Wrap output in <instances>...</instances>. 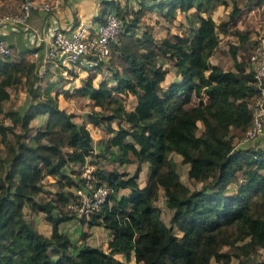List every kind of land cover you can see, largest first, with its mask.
<instances>
[{"label":"trees","instance_id":"16d2710c","mask_svg":"<svg viewBox=\"0 0 264 264\" xmlns=\"http://www.w3.org/2000/svg\"><path fill=\"white\" fill-rule=\"evenodd\" d=\"M215 2L228 5L226 0L155 2L152 6L164 10L168 21L176 10L187 13L195 8L192 33L168 31L160 40L149 25L137 32L145 7L125 16L126 8L116 2L123 30L112 42L106 64L93 68L108 69L115 85L104 78L95 86L87 76L73 89L72 94L88 96L99 108L81 123L51 95L36 100L25 114L5 109L10 87L30 85L31 77L38 78L34 62L0 59V115L9 120L0 119L6 148V154H0V264H228L231 256L248 258L264 246V147L236 146L251 124V101L257 93L253 70L240 60L238 43L230 40L224 54L233 60L231 69L209 60L221 33L239 40L246 34L222 27L242 9L231 0V9L216 22L210 14L203 15ZM102 3L111 6L112 1ZM160 58L170 61L180 76V82L167 89L159 86V76L169 72ZM61 94L72 95L68 90ZM128 95L136 97L131 109L125 107ZM39 115L46 116L44 123L27 137L30 121ZM197 121L203 125L200 133ZM86 123L113 131L104 139L106 147L118 149L119 163H136L132 174L89 163L94 146ZM172 152L189 165L187 176L202 182L199 188L191 189L181 180ZM87 163L94 166L91 180L105 184L109 194L97 212L78 218L65 206L73 196L72 186L82 181L78 167ZM142 163H147V179L139 187ZM44 175L55 178L56 198L43 188ZM232 181H237L236 188L229 192ZM123 188L130 192L119 194ZM160 189L171 210L170 226L155 205ZM25 207L45 214L51 223L49 237L25 220ZM74 218L103 226L111 236L108 250L73 245L58 226ZM225 246L231 251L223 250ZM118 253L124 261L115 256ZM131 253L134 262H129Z\"/></svg>","mask_w":264,"mask_h":264},{"label":"crops","instance_id":"0c3cea01","mask_svg":"<svg viewBox=\"0 0 264 264\" xmlns=\"http://www.w3.org/2000/svg\"><path fill=\"white\" fill-rule=\"evenodd\" d=\"M35 1L41 2V1H47V0H35ZM101 1H103V0H64V2L57 9H55L54 11H52L48 14L44 13L42 10H40L38 8L33 7L31 9L29 15L26 17L25 24H20V25H16V26H12V27L4 26L1 28V33L3 34V37L6 39L7 43L13 48V51H15V52H18V53L28 52V51H31L32 48H34L33 50L37 51V55H36V57H34L33 55H30V59L35 60L39 64V66H42L46 63L43 61L44 60V42L39 41L37 39V36L38 35H48L49 32H52L55 29H63V28H66L68 26H73V25L77 24L79 21H83L88 25H94L96 22H98L102 19L101 18L102 14H103L102 7L104 6V4ZM106 1H115L121 7L128 8L130 11L135 10L136 8H135V6H133V4H137V0H106ZM138 1H142L141 3H143V5H145V6H147V7H145V9L143 11L142 16L144 17V15L147 13L148 15H150V17H152V21L150 23L147 22V25H150L152 27V35L154 36V38L156 40H160L161 38H163L168 31L171 33L187 32V30L190 26L189 18L191 17V13L195 12V8H191L189 10V12H187V13L176 10L175 18L172 21H168L162 15L164 10H160L156 6H152L155 2H163L166 0H138ZM226 1L228 2V5L230 7L228 5L224 6L222 4L216 3V6L214 7L213 12H216L217 15L214 17L213 15L210 14L211 17L216 22H220V20H222V18L224 16V14L227 13L231 9V3H230L231 0H226ZM236 2L242 9L240 12L241 15L239 14L237 16V18L239 16H241V17H239L238 19L236 18L233 21V23L236 24V27L241 28V27H244V25H242V23L243 24L248 23L247 27L252 29V31L254 30V32L250 33L251 36H252V34L256 35L257 33H260V36L263 35L264 34V1H262L261 4L259 5L261 8H259L256 5H253V6L249 7V9L245 8L244 10L242 7V5H245L244 2H242L240 0H236ZM20 6L21 5L19 3H14V4L12 3L10 6V9L12 12H18L20 10ZM140 6H141V4L138 5V7H140ZM256 9H258V10H256ZM260 9H263V12H260ZM142 16H141V18H143ZM245 16L248 17L247 21L241 22L242 18ZM141 23L142 22L139 21V24H141ZM193 27H196V22H194ZM141 28H144V26H142ZM251 36H250V39H252V37H253V36L252 37ZM227 37L234 39L235 41L231 40L233 43H238V41H239V38L235 35H231V34H224L223 35L221 33L219 35L220 39H219L217 49L209 57V60L211 63L218 64V65L222 66L223 69H231V66H232V65H227V67L226 66L224 67L222 65L223 58L231 57L229 54H227V55L224 54L228 50V45L226 44V38ZM222 41L224 42V45H221ZM237 58H239L238 55H237ZM48 63L49 62H47L46 64L48 65ZM173 69L174 70H171V71H175V78L177 79L174 82H180V76L176 74L175 67H173ZM105 70H106L105 74L107 75V77H105L106 75L102 76V78L100 80L105 78L108 80V82H110V81L114 82V80H111L108 77V75H111L110 71L107 69H105ZM87 71H88V74H90V75H92L93 73L94 74L100 73L99 71H97L95 69H90ZM100 80L96 84H98L100 82ZM127 99L132 100L133 104L130 107H126V106L125 107L127 109L133 108L135 103H136V97L133 95H128ZM171 101H175V99H171ZM96 108H98V107H96ZM121 123L124 126L128 125L124 121H121ZM89 124L90 123H86V127L88 129H89V127H88ZM197 124H198V133H200L203 129V125L200 121H197ZM90 125L94 129L99 130V132H100L99 133L100 136L98 137L99 140H104V139L112 136V134H113V131L109 132V131L105 130L103 127H97V126L95 127L92 124H90ZM112 126H113V129L117 128V121L116 120L112 122ZM92 138H93L94 142L97 141L93 136H92ZM249 143H250V141L246 142V143L237 141L236 146L242 147V146L248 145ZM113 148L114 147H112L111 149H113ZM96 151H97V149L94 148L93 153L95 154ZM105 153H108V151L106 150ZM172 153L174 154V161H180L181 162V155L174 153V152H172ZM87 160H88V158H87ZM116 162H118V161L116 160ZM122 164L132 165V166H134V170H135L136 163H122ZM144 164L146 167V177H144L142 179V177L141 178H139V177H140V173L143 172L142 171V167H143L142 165H144ZM183 164L187 165L186 167H187V172H188L189 165L186 163H183ZM124 165H122V166H124ZM116 169L119 170L118 168H116ZM129 169L130 168H127L126 172H128L129 174H132L134 172V170L131 172V171H128ZM119 171H124V170H119ZM141 171H140L139 177H138L139 187H143L146 183L147 163L141 164ZM47 176L50 177L51 175H46V177ZM51 177H53V176H51ZM53 179H54L53 182H55L54 177H53ZM120 190H123V192H121L120 194H127L130 192L129 188H123ZM37 214L38 215L36 216L35 213L31 212V216L33 218L34 217L39 218L41 215H43L41 217H43V219H44V222H43L44 223L43 224L44 225L43 226L44 231H41V229H39V228L37 230L41 234L49 237L50 233H51V223L45 219V214L43 212H39ZM170 215H171V212H170ZM58 228H59V231L67 234L70 237L73 245H75L77 248H79L82 245H89V246L99 247L104 251L108 250V241L111 239V236L109 235V232L101 225L89 226L86 222L82 223L78 218H74V219L60 223ZM83 233H86V235L84 237H82ZM177 235L179 236L180 234L177 233ZM115 256L118 259L124 261L123 254L118 253ZM129 262H134L133 253H131V255H130V261ZM212 262L216 263L214 260Z\"/></svg>","mask_w":264,"mask_h":264},{"label":"rangeland","instance_id":"374dc122","mask_svg":"<svg viewBox=\"0 0 264 264\" xmlns=\"http://www.w3.org/2000/svg\"><path fill=\"white\" fill-rule=\"evenodd\" d=\"M242 2H244L245 5H242L243 10L245 9L244 6H247L248 8L255 5L256 2L258 0H240ZM264 1V0H263ZM25 2V0H0V13H5V12H12L10 9L11 4L13 3H19L20 5ZM102 2V1H101ZM142 1H138L137 0V4H133V6H135V10L133 11H138L139 9H143L146 6H143V3H141ZM231 3V2H230ZM104 4V3H103ZM132 4V3H131ZM141 4L142 7H138V5ZM260 4L256 5L259 8H261L259 6ZM116 2L112 1L111 6H108L107 4H104V6L102 7V12L103 14L107 11V10H116ZM132 6V5H131ZM216 6V2L212 5V8L210 11H208L207 13H203V15L206 14H211L214 17L217 15L216 12L214 11V7ZM229 6V5H228ZM230 7V6H229ZM126 12L124 11L125 16H128V14H132V12H130V10L128 8H126ZM129 10V11H128ZM258 10V9H256ZM255 10V11H256ZM144 11V10H143ZM259 12V11H258ZM260 12H263V9H260ZM102 14V16H103ZM147 14V13H146ZM144 15L143 18H140V22H142L141 24L138 25V29L137 32H140V29L142 26L147 25V22H151L152 21V17H150V15ZM195 13H191V17L189 18L190 20V26L187 30V33H192L191 30H193V26H194V22L196 21L195 17H194ZM241 15V13H240ZM241 17V16H239ZM238 17V18H239ZM102 18V17H101ZM237 18V19H238ZM248 19V17H243L241 22H246ZM148 23V24H149ZM228 25H231L228 27ZM244 27L241 28H237L235 23H228V24H222V27H226V28H235L237 30H239V32H243L246 33L245 35H243L242 40L238 41L237 46H239V50H241V59L243 63L245 64H249L248 62V58L249 55L251 54V51L253 50V48L256 46L257 42H258V37L260 36V33H257L256 35L252 34V36L250 35V33L254 32V30L252 31V29L248 28V23L243 24ZM150 26V25H149ZM223 35L225 33H222ZM236 36V35H235ZM250 36L252 37V39H250ZM224 38V37H223ZM249 38V39H248ZM228 40H233L230 37L226 38V44L228 45ZM237 42V41H236ZM224 45V42L222 41V44ZM160 63H164V66H167L169 68V72L167 73V75L161 77L159 76V86L162 89H167L169 84L171 82H174L175 80H177L175 78V71H171L174 70L173 69V65L171 64L170 61L168 60H162L161 58L159 59ZM221 61V60H220ZM233 60L231 57L229 58H223L222 60V65L225 67H227V65H232ZM64 68L67 69V71L64 70ZM232 68V66H231ZM106 68L104 67L101 71H99V74H88L87 70L90 69H86L83 68V66L80 67H75V66H60V65H56L53 62H49L46 69L40 73V76L35 75V78L38 79H33L31 77V82L30 85H27L26 83H21L18 84L17 86H13L10 87L8 89L10 96L8 98V100L3 102V106L5 109H15L18 110L19 112H21L22 114H25L28 109L31 107V105H33L36 100L39 99H43L49 95L51 96H56L57 100H58V105L62 108H64L66 111L68 112H72L74 114L73 120L76 121L77 123H81L82 121H87V114L92 110V109H99L96 107H93L92 101L89 99L88 96H79V95H75L72 94L73 93V89L75 87L80 86L81 84H83V81L85 80V78L87 76H90L92 79V82L94 85H97L96 83L102 78V76H105L106 74ZM108 70V69H107ZM87 71V72H86ZM107 77V75L105 76ZM108 77L113 80L111 78L110 75H108ZM174 78V79H173ZM109 85L114 86L115 82H109ZM162 86V87H161ZM64 90H68L70 92V94H72L69 98H64V96L61 94ZM56 93H59L58 95H56ZM166 102H168V98H166ZM194 102H196V100H194ZM132 100H128L127 97L125 98V106L126 107H130L132 105ZM180 118V117H179ZM0 119H3L5 122L9 123V120L7 118H5L3 115H0ZM45 120V116L43 115H39L37 116L34 120L30 121L29 126H31L30 129L27 130V132L25 133L27 137L31 136L32 134H34L35 132V128L41 126L44 123ZM115 125V124H114ZM89 130L91 132V136H93L97 141H93V146L94 148L97 149V151L95 152V154H92L90 157H88V161L89 163H94L96 164V166L98 165L99 167H103L105 169H116L118 168L119 170H124L127 171V168H130L128 171H133L134 170V166L129 165V164H120L119 162H116V152L118 151V149L116 147H114L113 149H109L106 147V143L104 140H99V136H100V132L98 129H94L90 124L88 125ZM17 130H19V127H17ZM20 133H23L21 131H19ZM8 137L11 139L12 136L8 135ZM241 139V138H240ZM240 139L238 141H240ZM249 146L251 145H258L259 147H264V133L262 135H260L258 138L250 141V143L248 144ZM108 149V153H105ZM0 154L2 156H4L6 154V148L3 145L1 139H0ZM172 158L174 159V154H171ZM120 164V165H119ZM176 164V169L178 171V173L180 174V178L183 180V182L189 186V188L194 189V188H199L202 185V182L198 179H191L187 176V165H184L182 162L180 161H175ZM124 165V166H122ZM142 173H140V177H142V179L144 177H146V167L145 164L142 165ZM94 167V166H93ZM78 170L80 171L81 174V169L80 167H78ZM81 177V175H80ZM53 177H46V175L43 176L41 183L44 186L43 188L48 192L49 196L51 198H56L55 193L57 192V190H59L58 185L53 182ZM236 184L237 181H232L231 184L228 186L227 190L229 192H231L232 190H234L236 188ZM125 191V190H124ZM123 192V190L119 191V194ZM126 192V191H125ZM159 197L158 200L156 201L155 205L158 206L161 210V218L162 220L168 225L170 226V212L171 210L168 209V207L165 205L164 203V198H163V191L162 189L159 190ZM23 213H24V218L26 221H29L33 224V226L36 229H41V231H44V219L43 215H41L39 218L37 217H32L31 216V212L28 210L27 207H25L23 209ZM35 215L37 216L38 214L35 213ZM174 232H176V230L174 229ZM223 250H227V251H231V249L227 246L223 247ZM241 260H243V264H263L264 263V258L261 256H258V254H250L248 258H246L245 256H241V257H236V256H231V259L229 261L228 264H239ZM240 263V264H241ZM212 264H218V263H214L212 262Z\"/></svg>","mask_w":264,"mask_h":264},{"label":"built area","instance_id":"2783aa9c","mask_svg":"<svg viewBox=\"0 0 264 264\" xmlns=\"http://www.w3.org/2000/svg\"><path fill=\"white\" fill-rule=\"evenodd\" d=\"M63 2L64 0L41 2L25 0L18 12L0 13V59H25L34 62V74L37 76H40V73L46 69L47 62L66 67L71 65L83 66L86 69H93L99 63L106 64L111 53V44L116 41L123 30V21L115 10H107L102 19L94 25L79 21L73 26L55 29L48 35H38L37 39L44 42L43 61L46 63L42 66L30 59V55L34 57L37 55V51L33 50L34 48L28 52H15L3 37L1 28L25 24L26 17L33 7L48 14L57 9ZM248 62V68L251 67L253 70L257 93L251 101V124L240 139V142L243 143L252 141L264 133V34L258 37V42L251 51ZM64 70L67 71L66 68ZM80 169L82 181H78L76 185L72 186L73 196L67 201L65 209L78 218H89L106 201L109 190L105 184H96L91 180L90 173L94 169L93 165L87 163L81 165ZM163 198L166 205L165 194H163ZM256 253L264 258V246L259 247Z\"/></svg>","mask_w":264,"mask_h":264}]
</instances>
